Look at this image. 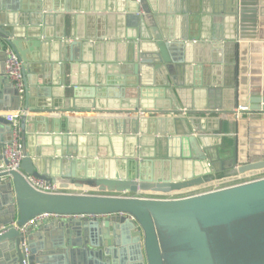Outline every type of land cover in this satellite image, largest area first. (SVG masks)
Listing matches in <instances>:
<instances>
[{"label": "crops", "instance_id": "0c3cea01", "mask_svg": "<svg viewBox=\"0 0 264 264\" xmlns=\"http://www.w3.org/2000/svg\"><path fill=\"white\" fill-rule=\"evenodd\" d=\"M257 10L258 38L241 41L239 0H0V41L24 65L16 112L36 169L75 182L61 192L87 195L134 171L204 179L149 198L262 177L233 171L264 150V0ZM158 36L171 66L156 57Z\"/></svg>", "mask_w": 264, "mask_h": 264}, {"label": "water", "instance_id": "95a60500", "mask_svg": "<svg viewBox=\"0 0 264 264\" xmlns=\"http://www.w3.org/2000/svg\"><path fill=\"white\" fill-rule=\"evenodd\" d=\"M257 5L258 0H239L241 41L258 38ZM156 39V57L171 66L168 43ZM5 46L16 52L10 41H0L3 65ZM2 69L0 112H16L21 96ZM23 81L25 89L24 65ZM10 127L0 116V166L6 163L2 149L12 140ZM19 128V171L0 169V264H264V178L182 198H149L144 195L168 196L199 187L204 179L174 182L134 171L133 176L94 182L106 195L44 193L28 179L63 190L75 182L40 173L26 151L23 117ZM238 161L233 171L239 175L264 171V150L247 163ZM42 214L60 219L24 234L14 227Z\"/></svg>", "mask_w": 264, "mask_h": 264}, {"label": "built area", "instance_id": "2783aa9c", "mask_svg": "<svg viewBox=\"0 0 264 264\" xmlns=\"http://www.w3.org/2000/svg\"><path fill=\"white\" fill-rule=\"evenodd\" d=\"M6 53V60L4 63V76L7 78L8 82L10 83L11 87L20 94H23L24 91V81H23V62L20 60L18 55L14 50L11 48L5 50ZM238 110L241 112H247V107H239ZM22 112L10 113L5 114L3 117L6 122L11 123V133H12V140L10 143L4 145L2 149V157L5 160V165L2 164L0 166L1 170L5 171H19L20 163L23 158L22 151H21V144H20V129H19V119L21 118ZM264 178V175L258 179ZM29 183L34 187L36 190L44 193H60V189L56 184L47 183L43 181H38L33 178H29ZM256 180V179H255ZM221 189L216 185L210 191H216ZM208 192V191H207ZM60 218L56 215H49V214H42L39 215L22 227H14L22 234L26 231L32 229L35 230L36 227L39 225H44L47 223L58 221ZM92 219V218H90ZM25 249V257H28V252L26 250L25 244L23 245ZM27 264V263H26Z\"/></svg>", "mask_w": 264, "mask_h": 264}, {"label": "rangeland", "instance_id": "374dc122", "mask_svg": "<svg viewBox=\"0 0 264 264\" xmlns=\"http://www.w3.org/2000/svg\"><path fill=\"white\" fill-rule=\"evenodd\" d=\"M238 148H239V147H238ZM185 191H189V190H185ZM187 193H188V192H185L183 195H187ZM183 195H182V196H183ZM186 197H187V196H186Z\"/></svg>", "mask_w": 264, "mask_h": 264}]
</instances>
